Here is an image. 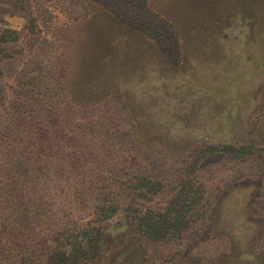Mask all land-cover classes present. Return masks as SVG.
Masks as SVG:
<instances>
[{
    "label": "rangeland",
    "instance_id": "rangeland-1",
    "mask_svg": "<svg viewBox=\"0 0 264 264\" xmlns=\"http://www.w3.org/2000/svg\"><path fill=\"white\" fill-rule=\"evenodd\" d=\"M83 224L90 264H264V0H0V264Z\"/></svg>",
    "mask_w": 264,
    "mask_h": 264
},
{
    "label": "trees",
    "instance_id": "trees-1",
    "mask_svg": "<svg viewBox=\"0 0 264 264\" xmlns=\"http://www.w3.org/2000/svg\"><path fill=\"white\" fill-rule=\"evenodd\" d=\"M244 148V147H243ZM224 151L232 152L235 149L229 145H225L221 148ZM186 185L187 189L194 191V193H199V187L194 186L191 182ZM196 189V190H195ZM200 204V198L192 196L190 199L181 198V193L179 192L176 197L172 198L165 206L163 212L153 214L151 216L143 215L142 218H138L137 226L144 235L149 237L162 236L165 231H168L172 235H178L182 230L179 227L183 223V216L181 214L183 211L188 209L190 212L193 211ZM186 205V206H185ZM114 206L113 204L109 207ZM192 206V208H191ZM101 213H105L103 216L105 220L109 219L111 212L108 211V206L100 207ZM107 208V209H105ZM108 212V213H107ZM188 214V212H186ZM186 214V215H187ZM189 220H185V226H187ZM184 226V227H185ZM66 239L64 244L68 246L65 249V254L62 257V264H90L91 261L95 259L96 249L100 248L101 233L98 228L91 224H83V227L76 229L73 225L71 228L67 229ZM171 235V236H172ZM93 243V245H90ZM101 244V245H100ZM98 245V246H97Z\"/></svg>",
    "mask_w": 264,
    "mask_h": 264
}]
</instances>
